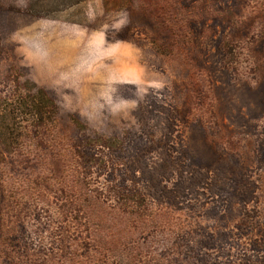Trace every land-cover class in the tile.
I'll return each mask as SVG.
<instances>
[{
    "label": "rangeland",
    "instance_id": "1",
    "mask_svg": "<svg viewBox=\"0 0 264 264\" xmlns=\"http://www.w3.org/2000/svg\"><path fill=\"white\" fill-rule=\"evenodd\" d=\"M72 1L0 0V264H264V0Z\"/></svg>",
    "mask_w": 264,
    "mask_h": 264
},
{
    "label": "trees",
    "instance_id": "2",
    "mask_svg": "<svg viewBox=\"0 0 264 264\" xmlns=\"http://www.w3.org/2000/svg\"><path fill=\"white\" fill-rule=\"evenodd\" d=\"M44 1V0H43ZM84 2V0L80 1H72L70 2L69 6H79ZM30 13L32 14H39L36 9H33L32 6H30ZM48 17L52 18H59L57 16L53 15H46ZM68 20H73L75 22H83V19H68ZM42 92L45 93V91L41 90ZM20 99L17 100L16 105L10 104L11 108H8L6 114L2 116L1 119V129L0 132L2 133L3 139L5 138L7 145L9 146H17L19 143V140L21 138L20 134V128L22 127V121L20 120V117L23 114H26L28 116H31L35 123L38 124H45L46 121H48L50 118L48 117L49 113L51 114H56L57 113V106L54 102V100L51 98V96H47L44 98H40L36 95L31 96L29 100L27 99H22V101H19ZM7 117L12 118L8 122H6ZM14 119V120H13Z\"/></svg>",
    "mask_w": 264,
    "mask_h": 264
}]
</instances>
